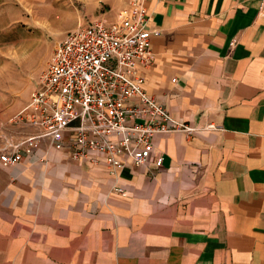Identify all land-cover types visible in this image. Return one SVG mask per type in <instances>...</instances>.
<instances>
[{"label":"crops","instance_id":"crops-1","mask_svg":"<svg viewBox=\"0 0 264 264\" xmlns=\"http://www.w3.org/2000/svg\"><path fill=\"white\" fill-rule=\"evenodd\" d=\"M143 5V89L193 132L154 135L115 179L43 146L0 165V264H264V0Z\"/></svg>","mask_w":264,"mask_h":264},{"label":"built area","instance_id":"built-area-1","mask_svg":"<svg viewBox=\"0 0 264 264\" xmlns=\"http://www.w3.org/2000/svg\"><path fill=\"white\" fill-rule=\"evenodd\" d=\"M148 19L143 0H128L113 21L90 19L67 30L53 44L27 102L9 119L32 132L0 134V165L23 157L44 163L43 146L72 161L100 160L115 179L124 161L144 164L154 135L193 132L143 89L138 70L151 65L150 37L158 34ZM161 161L158 156L153 164ZM112 190L122 193L119 185Z\"/></svg>","mask_w":264,"mask_h":264},{"label":"rangeland","instance_id":"rangeland-1","mask_svg":"<svg viewBox=\"0 0 264 264\" xmlns=\"http://www.w3.org/2000/svg\"><path fill=\"white\" fill-rule=\"evenodd\" d=\"M113 1L0 0V134L15 127L9 119L27 102L53 44L90 19L115 20Z\"/></svg>","mask_w":264,"mask_h":264}]
</instances>
